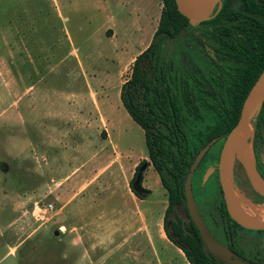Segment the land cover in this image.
<instances>
[{"label":"rangeland","instance_id":"374dc122","mask_svg":"<svg viewBox=\"0 0 264 264\" xmlns=\"http://www.w3.org/2000/svg\"><path fill=\"white\" fill-rule=\"evenodd\" d=\"M105 2L117 16H106ZM164 8L163 0H0V264H101L95 255L85 262V252L71 246L93 252L114 224L136 220L150 224L152 255L186 257L170 247L168 192L148 157L143 129L120 99ZM180 43L169 42L165 55ZM79 109L98 114L95 125L94 117L86 118L87 136L74 132ZM81 145L92 154L96 147L103 158L88 164ZM257 152L264 168L263 142ZM141 162L148 167L138 199L131 182ZM204 185L194 188L199 210L212 236L227 245L211 216L212 202L221 199L219 184L210 176ZM234 186L259 205L238 163ZM176 214L187 219L183 207ZM240 233L246 252L264 254V233ZM122 263L115 256L105 264Z\"/></svg>","mask_w":264,"mask_h":264},{"label":"trees","instance_id":"16d2710c","mask_svg":"<svg viewBox=\"0 0 264 264\" xmlns=\"http://www.w3.org/2000/svg\"><path fill=\"white\" fill-rule=\"evenodd\" d=\"M163 2L158 29L149 47L135 59L120 99L143 129L148 157L168 192L165 231L169 240L190 264H222L208 252L192 220L171 215L180 205L187 212L185 184L193 162L212 141L227 138L264 70V0H223L220 13L197 28L178 11L175 0ZM177 38L181 39L177 52L165 55L168 43ZM205 46L214 51V57ZM256 120L257 136L264 143V107ZM223 144L202 161L193 178L194 188L205 189L203 177L209 165L218 162ZM218 184L221 199L212 202L214 225L242 260L264 264L262 251L248 253L241 247L240 232L245 229L230 217Z\"/></svg>","mask_w":264,"mask_h":264},{"label":"water","instance_id":"95a60500","mask_svg":"<svg viewBox=\"0 0 264 264\" xmlns=\"http://www.w3.org/2000/svg\"><path fill=\"white\" fill-rule=\"evenodd\" d=\"M178 11L188 19L192 27L214 18L223 7V0H175ZM210 50V49H208ZM212 56H214L212 54ZM264 107V70L249 91L237 125L229 133L220 153L218 177L223 198L230 217L242 228L250 231H264V217L260 216L261 205L246 202L236 192L234 186V172L236 163L243 168L252 188L264 196V178L259 173L254 151V122ZM217 143L212 141L197 155L188 173L185 184V199L189 216L199 230L201 238L208 252L220 263L224 264H254L242 260L234 251L218 242L210 233L206 223L200 215L193 193V178L195 172L205 159L211 148ZM148 164L144 163L132 187L137 193H142L143 173ZM215 169H209L203 183L210 178ZM264 204V203H263ZM58 234V233H57Z\"/></svg>","mask_w":264,"mask_h":264},{"label":"crops","instance_id":"0c3cea01","mask_svg":"<svg viewBox=\"0 0 264 264\" xmlns=\"http://www.w3.org/2000/svg\"><path fill=\"white\" fill-rule=\"evenodd\" d=\"M106 1V0H104ZM132 3V2H131ZM129 3L127 5H122L119 6V10L121 9H126L128 8ZM104 9H107V4L105 2ZM107 12L108 9H107ZM106 16H117V13L114 14L113 12H109L106 14ZM97 111V110H96ZM73 116L76 118L75 119V124L74 126V132L77 133H83L86 135L90 129L88 124L85 123L86 118L88 116L94 117V123L96 124L97 122V116L98 114L95 112L94 113H88L86 110L79 109V111L74 112ZM87 136V135H86ZM79 147L80 152L84 151V153L81 154H86V160H88V164H90V161L93 160L94 158H97L98 156H101L100 158H103V153L101 151H97V148L95 147L94 154L92 152L84 150L86 149L85 147L82 148ZM79 154L78 156H80ZM117 157L120 155V157L123 155V151L117 146ZM123 157V156H122ZM121 159V158H120ZM93 162V161H92ZM132 193V192H131ZM132 195L135 198H138L137 196L132 193ZM140 199V198H138ZM142 214H144L142 212ZM123 224H120L119 222L117 224H114L112 226V235L109 237H101L97 240V244H95L94 251L92 252L91 250L82 249L79 245V247H72L70 249L74 251H79V252H85L86 258H84L85 262L87 257H91V255H95L96 258L94 263H101L105 264L107 261H112L114 260L115 256H118L119 260L123 261L122 264H150L152 261L157 260L158 263L160 264H175L179 260V264H190V262L187 260V258H183L180 254H177V257L174 258L172 255L168 254H161V253H156L155 255H152V248H151V239H150V224L146 221H131V222H122ZM79 238V237H78ZM74 239L71 241L72 245H75L74 241H77V239ZM69 241V240H67ZM137 241V242H136ZM159 244H161L163 247L167 246V242L164 238L160 237L158 240ZM138 243L137 245H135ZM170 246L171 248H177L180 250L183 254L184 252L179 249L176 245H174L170 241ZM78 245V244H77ZM173 248V249H174ZM165 251V250H164ZM164 253V252H162ZM185 255V254H184Z\"/></svg>","mask_w":264,"mask_h":264},{"label":"flooded vegetation","instance_id":"af4514ba","mask_svg":"<svg viewBox=\"0 0 264 264\" xmlns=\"http://www.w3.org/2000/svg\"><path fill=\"white\" fill-rule=\"evenodd\" d=\"M200 25H198L197 27H199ZM197 27H194V28H197ZM194 34L196 35V36H199L200 38H201V40L203 41V43L204 44H206L207 43V40L203 37V36H201L200 35V32L199 31H195L194 32ZM190 48H192L191 46H190ZM205 48H206V51H207V53L209 54V56H211V57H214V56H212V54L214 55V51H212L210 48H208V47H206L205 46ZM208 49H210V50H208ZM180 57L181 58H183L184 57V53H181L180 54ZM258 121H256V123H257ZM264 129V128H263ZM263 129H261V132H262V130ZM263 136V135H262ZM264 137V136H263ZM222 141H224L225 142V139H220L219 141H218V143L217 144H219V143H221ZM261 142H262V139H261V137H259V135L257 136V131H256V129H255V137H254V140H253V144H254V151H255V155H256V164H257V169H258V171H259V173L262 175V177L264 178V168L262 167V165H261V163H260V160H259V156H258V150H259V147H260V144H261ZM221 153V152H220ZM219 159H220V154H219ZM219 159H218V162H214V163H212V164H210L209 165V168L207 169V171L209 170V169H215V171H214V173L211 175L212 177H218V165H219ZM145 162H141L140 164H139V166L137 167V170H136V172H135V175H134V177H133V180H134V182H135V180H136V177H137V174H138V172H139V170H140V168H141V166L144 164ZM211 166V167H210ZM206 171V172H207ZM248 180V179H247ZM133 182V183H134ZM218 182H219V177H218ZM248 183H249V186L250 187H252L251 186V184H250V182H249V180H248ZM256 192V191H255ZM193 193H194V186H193ZM257 193V192H256ZM258 194V193H257ZM258 198L256 199V203H258V204H263L264 203V196H262V195H260V194H258ZM194 197H195V195H194ZM196 200V199H195ZM197 202V201H196ZM198 205V204H197ZM179 207H183L184 208V206L183 205H180V206H178V207H176L175 208V210H174V212H175V215H174V217L173 218H175L176 216H178V217H180L183 221H186V222H189L190 220H192L191 219V217L189 216V213H188V209H187V205H186V209H187V212L185 211V209H184V211H185V213H186V216H187V219H184L181 215H179V214H176V210H177V208H179ZM198 209H199V207H198ZM202 211H203V209H202ZM199 212H200V210H199ZM204 212V211H203ZM206 216H207V213L205 212L204 213ZM200 215L202 216V218H203V220H204V222H205V218H204V216H203V214H201V212H200ZM165 219V218H164ZM194 223V222H193ZM206 223V222H205ZM207 225V224H206ZM208 227V226H207ZM216 227V226H215ZM209 229V228H208ZM217 229V228H216ZM218 230V229H217ZM246 230V229H245ZM248 232H257V233H263L264 231H250V230H247ZM211 233V232H210ZM212 235V234H211ZM223 236V235H222ZM223 239H224V241L226 242V239H225V237H223ZM257 239V238H256ZM227 243V242H226ZM224 246H226L227 248H228V246L227 245H224ZM230 249V248H229ZM233 251V250H232ZM236 253V252H235ZM237 254V253H236ZM238 255V254H237Z\"/></svg>","mask_w":264,"mask_h":264},{"label":"bare ground","instance_id":"6f19581e","mask_svg":"<svg viewBox=\"0 0 264 264\" xmlns=\"http://www.w3.org/2000/svg\"><path fill=\"white\" fill-rule=\"evenodd\" d=\"M260 210V216L264 217V205L259 208Z\"/></svg>","mask_w":264,"mask_h":264}]
</instances>
